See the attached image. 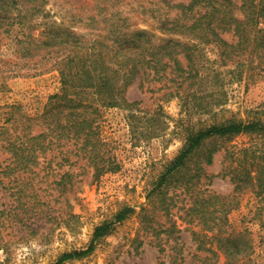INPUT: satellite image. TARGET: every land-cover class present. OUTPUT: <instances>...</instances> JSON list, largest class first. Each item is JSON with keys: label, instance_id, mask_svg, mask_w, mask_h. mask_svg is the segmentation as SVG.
I'll return each mask as SVG.
<instances>
[{"label": "rangeland", "instance_id": "rangeland-1", "mask_svg": "<svg viewBox=\"0 0 264 264\" xmlns=\"http://www.w3.org/2000/svg\"><path fill=\"white\" fill-rule=\"evenodd\" d=\"M100 1L47 0L40 14L30 21L26 19L25 23L38 36L47 21L62 20L66 25L77 27L76 31L88 41L89 29L104 27L101 22H86L88 15L99 14L94 6L101 4ZM189 1L168 0V3L173 6ZM115 2L119 3L115 8L121 10L124 19L119 22L122 29L151 30L158 38L166 37L160 25L176 14L175 8L160 6L157 0ZM16 13L13 11L12 15ZM98 16L101 19L102 14ZM259 27L264 30V21ZM19 32L16 25L13 30L0 33V58L3 59L0 61V127H10L12 132L17 127L14 136L22 130L20 115L40 117L49 98L62 92L60 74L53 68L57 60L49 58L36 65L23 61L17 53ZM230 37L224 36L229 41ZM183 40L198 46L194 52L198 75L182 88L177 89L176 82L164 77H150L140 85L139 77L135 76L123 92L128 106H105L96 101L97 95L92 90L81 93L98 108L94 127L101 147L96 155L92 154V160L88 161L85 154L83 158L75 152L65 153L63 146L59 148L62 153H58L54 147L44 156L40 155L37 165L16 182L8 184L9 178L0 174L3 181L0 183V264H55L63 254L87 249L95 228L109 222L113 223L110 230L94 242L89 254L62 264L202 263L199 257L207 254L196 248L198 242L206 244L203 237L211 234L203 231L196 220L183 219L190 200L178 191L175 196V177L166 182L165 195L159 197L171 203L168 217L162 208H157L154 219L160 224H167L168 219L176 222L180 229L176 250L172 248L175 240H162L164 251L159 252L157 242L144 236L139 214L144 207L151 210L148 203L154 199V205L159 206L158 198L149 192L166 165L178 155L191 131L231 119L264 121V50L223 61L214 43H199L195 38ZM179 58L185 66L184 59ZM15 74L18 76L11 77ZM37 127L33 123L30 131H38ZM220 141L221 148L213 154L212 163H204L199 186L205 194L231 198L236 194L230 175L221 176L230 164L225 162V151L237 156L240 149L257 145L260 140L254 135L242 134ZM215 143H204L188 166L192 168ZM67 147L73 148L72 144ZM10 155L0 141V168ZM239 198V206L227 214L225 228L243 233L253 246L248 256L251 262L264 264V216L255 215L257 200L250 191L240 194ZM125 206L135 212L116 222L115 216ZM180 248L182 262L179 257L175 261V253ZM216 258L217 264H224L225 256L220 251Z\"/></svg>", "mask_w": 264, "mask_h": 264}, {"label": "trees", "instance_id": "trees-1", "mask_svg": "<svg viewBox=\"0 0 264 264\" xmlns=\"http://www.w3.org/2000/svg\"><path fill=\"white\" fill-rule=\"evenodd\" d=\"M114 1L118 0H101V4H95L94 7L102 14L101 19L99 14L96 16L98 19L88 15L86 22H101L104 27L89 29L91 38L87 41L84 34L76 31L77 27L66 25L62 20L59 23L47 21L38 36L32 33V26L25 20L30 21L40 14L47 0H0V33L9 32L18 25L20 32L16 44L20 58L35 65L45 59H56L53 68L59 72L62 84V92L49 98L40 117L20 115L18 120L22 130L16 136L13 133L17 127L13 132L5 125L0 127L2 148L11 154V158L0 168V174L9 178L8 184L16 182L24 172L31 171L32 166L37 165V158L54 147L59 150L58 153H62L59 148L63 146L66 147L65 153L75 152L83 158L87 156L88 161L92 160V154L96 155L101 147L94 127L98 108L84 99L81 93L92 90V94L97 95L96 101L105 106H128L123 92L135 76L139 77L140 85L150 77H164L176 82L177 89L197 76L194 52L198 46L183 38L214 43L223 61L264 50V30L259 27L264 21V0H190L187 4L173 6L168 0H157L158 5L176 10L175 18L160 25V31L166 36L161 38L151 30L122 29L123 25L119 22L124 19L121 10L115 8L119 3L113 4ZM13 11H17L16 16L12 15ZM225 35L231 36L230 41L224 38ZM179 57L184 59L185 66ZM0 61L3 62V59L0 58ZM33 123H37L38 131H30ZM242 134L254 135L260 143L240 149L237 156L234 152L225 151V162L230 164L223 169L221 176L230 175L236 195L226 198L205 194L199 186L204 163H212L213 154L221 148L220 139ZM209 141L216 143L190 168L188 162ZM69 144H72V150L67 147ZM174 177L175 196L178 191L179 195L184 194L190 200V206L184 209L183 219L187 222L196 220L203 231L211 234L208 238L206 235L203 237L207 240L206 244L198 242L196 250L207 254L199 257L202 261L199 264H217V251L225 256L224 264H253L248 257L253 251L249 239L243 233L229 231L225 227L228 224L227 214L239 206V195L245 191H250L257 200L255 215L264 216V121L231 119L198 127L187 135L178 155L166 165L149 192L158 198L159 206L154 205V199L148 203L151 210L144 207L139 212L141 230L144 236L157 242L159 252L164 251L162 240H175L172 247L175 250L179 246L180 229L176 222L168 219L167 224H160L154 219L157 208H162L163 214L168 217L171 203L159 197H164L166 182ZM169 199L172 200L171 197ZM134 212L131 207L125 206L117 213L115 221L120 222ZM112 224L97 226L87 249L63 254L55 264L89 254L94 242L106 234ZM180 253L181 248L175 253V261L178 257L181 262L184 261Z\"/></svg>", "mask_w": 264, "mask_h": 264}]
</instances>
